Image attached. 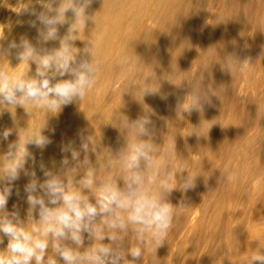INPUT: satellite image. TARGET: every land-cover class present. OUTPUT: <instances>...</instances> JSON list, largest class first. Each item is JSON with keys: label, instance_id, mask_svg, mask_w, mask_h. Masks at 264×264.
I'll return each instance as SVG.
<instances>
[{"label": "bare ground", "instance_id": "6f19581e", "mask_svg": "<svg viewBox=\"0 0 264 264\" xmlns=\"http://www.w3.org/2000/svg\"><path fill=\"white\" fill-rule=\"evenodd\" d=\"M239 1L96 0L86 10L88 19L85 25L77 24L72 32L68 28L77 21L71 11L66 13L72 21L62 27H66L68 32L63 34L65 30L59 28L56 40L59 46L61 40L68 44L70 55L75 58L74 67L83 60L89 63L95 74V83L86 89L83 99L56 111L47 106L36 107L31 100L24 101L23 105H0L8 110L0 124V132L5 129L12 131L8 140L0 141V175L12 162L6 159L9 144L22 145L29 135H42L51 143L43 149L33 146L27 149L36 160L38 184L47 179L39 167L43 163L44 168L59 176L66 186L71 179L72 188L96 206L99 190L105 182L125 189L124 178L129 175L124 170L128 146L143 142L152 145L150 155L153 161L150 167L141 161L139 172L144 185L152 194L156 190L162 198L175 200L172 192L179 182L182 165L192 161V155L199 156L196 161L199 162L203 154L212 150L208 143V139L213 137L209 128L213 124L210 116L218 105L217 96L223 94V75L230 55L226 45L239 23L242 8ZM72 78L65 74L50 79L49 83L52 86ZM182 90L183 95L180 94ZM146 92L153 94L146 95ZM189 105L193 107L191 112L185 109ZM144 117L152 124L147 126L148 135L138 137L133 122ZM19 120L21 123L18 125ZM81 134L88 144L87 152L81 149ZM69 143L80 153L78 161H72L70 152H62V147ZM85 156L90 162L87 166L83 165ZM65 157L70 161L68 166L62 164ZM25 168L32 170L31 161L25 164ZM90 169L94 183L91 188H86L78 181ZM168 171L174 175L177 173V177L170 180ZM112 175H115L114 179ZM150 178L154 179L151 185L148 184ZM30 180L31 177L21 171L20 178L10 185L13 194L5 209L9 214L16 211L20 226L29 231L34 225L43 227L38 210L29 215L24 187ZM162 182L172 188L170 194L160 188ZM33 195L43 196V192L38 188ZM45 203L50 208L58 207L48 204L46 197ZM117 211L124 217L125 230L113 229L105 223L111 219L106 214H98L93 226L106 236L121 232L125 236L126 232H134L137 226L127 221L128 212ZM81 236L79 245L71 239H62L58 243L74 252L84 253L101 244L110 247L114 242L97 240L88 232H82ZM0 237L4 241L0 244V254H7L8 239L2 233ZM49 243L44 264H48L49 259L65 264L55 251L52 238ZM119 245L123 248L125 244L121 242Z\"/></svg>", "mask_w": 264, "mask_h": 264}, {"label": "rangeland", "instance_id": "374dc122", "mask_svg": "<svg viewBox=\"0 0 264 264\" xmlns=\"http://www.w3.org/2000/svg\"><path fill=\"white\" fill-rule=\"evenodd\" d=\"M11 1L0 0V72L10 78L39 81L40 60L52 50H59L65 40L59 46L57 37L45 39L42 25L30 27L29 22L35 17H28L25 7L48 14L36 0ZM68 3L69 0H58L54 7ZM239 5L242 8L236 33L229 36L226 45L230 55L223 75V94L217 96L218 105L210 116L213 137L207 142L212 150L203 154L199 162V156L192 155V161L182 165L172 192L175 200L162 198L173 209L172 226L163 245L157 247L147 235L139 240L135 230L125 236L118 233L110 247L124 254L120 264H250L253 256H264V0H240ZM200 7L203 9V5ZM65 21L66 26L72 20L66 17ZM64 25L57 26L58 34L59 28L67 34ZM37 29L43 30L44 35ZM22 39L35 49L34 57L20 60L16 58L17 49L3 51L12 42L20 44ZM243 63L246 68H241ZM0 109L1 124L8 110L1 106ZM167 174L170 180L178 175L171 171ZM189 181L195 188L185 192ZM155 195L161 196L156 190ZM121 242L125 244L123 248ZM134 247L142 252L137 259L130 255ZM55 262L61 264L59 260ZM253 264L264 262L257 260Z\"/></svg>", "mask_w": 264, "mask_h": 264}, {"label": "clouds", "instance_id": "9594fccd", "mask_svg": "<svg viewBox=\"0 0 264 264\" xmlns=\"http://www.w3.org/2000/svg\"><path fill=\"white\" fill-rule=\"evenodd\" d=\"M58 0H36L38 5L47 9V13L37 11L34 7H25L24 11L33 17L30 21V27L37 28V24L43 26L46 30L45 39H55L58 35L57 26L63 25L66 19V13L71 11L76 18L77 23L68 28L69 32L76 29V25H85L88 17L85 15L86 10L92 5L94 0H69L68 4L54 7ZM41 35L44 31L37 29ZM10 49H17V59L28 60L34 57L35 49L26 40H21L20 44L12 42L8 45ZM22 50V51H20ZM75 58L70 55L69 46L62 42L59 50H54L46 54L40 60V67L37 70V76L41 79L24 80L19 77L10 78L7 74L0 72V104L23 105L24 101L31 100L39 106H47L53 111L61 107L72 104L77 99H83L86 89L91 88L95 83V74L86 60L81 61L77 66H73ZM249 62L248 60H245ZM247 64L243 63L241 68H246ZM50 73V75H49ZM70 74L71 80H63L55 85L50 86L49 80L56 76L63 77ZM146 95L153 94L146 92ZM187 111H193L192 106L185 108ZM3 113H0L2 116ZM152 121L147 117L140 118L133 122L137 129V136L148 135L147 126ZM54 134V132H53ZM12 135L11 129H5L0 132V141L8 140ZM81 149L88 151V144L84 142L81 134ZM51 141L42 135H29L23 144L11 143L8 145L6 159L12 162L3 169L0 175V233L6 236L7 254H0V264H44L46 249L49 245L48 237L51 236L54 241L55 251L62 257L65 264H120L122 256L120 253L113 251L109 246L97 245L84 253L74 252L70 248L62 247L58 241L62 239H71L77 245L82 243V232H88L95 235L97 240L109 239L116 241V235L106 236L102 231L93 226V221L98 214H106L111 219L106 220L113 229L125 230L124 217L117 210L127 211V221L137 226L134 230L138 233V239L143 241L145 235L151 237L157 244V247L163 245L167 231L172 226L173 209L170 204L163 202L161 196L151 193L150 188L143 183L142 176L139 172L141 161L146 167L153 163L150 152L152 145L136 142L128 146L125 156L124 170L129 173L125 179V189L121 190L112 182H105L98 193L97 205L88 202L87 197L80 195L79 192L72 188V180L69 179L67 186L63 180L44 168L43 163L39 165L44 176L47 177L44 183L38 184L36 180V160L28 152V147L33 146L43 149ZM62 152H70L72 161H78L80 153L73 149L69 143L62 147ZM31 161L32 170L25 168V164ZM70 163L66 157L62 160L64 166ZM88 157L85 156L83 165H89ZM31 177L29 183L24 187L27 194L26 203L29 205V215L34 210H38L40 224L42 229L35 225L31 230H25L20 226L19 217L16 211L9 214L5 211L7 203L13 189L10 187L20 178V173ZM78 183L86 188H91L93 180V171L90 169ZM154 183L150 178L148 184ZM42 190L43 196L33 195L37 189ZM163 192L170 194L172 188L166 182L160 184ZM195 188V185L189 181L185 184V192ZM17 195L19 190L17 189ZM45 197L48 204L60 205L58 207H48L45 203ZM15 208V206H14ZM3 238L0 237V244H3ZM151 242V241H149ZM130 255L137 259L142 255L139 247L130 249ZM264 262V256L255 255L253 261ZM48 264H56L55 260L49 259Z\"/></svg>", "mask_w": 264, "mask_h": 264}]
</instances>
